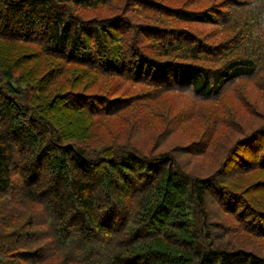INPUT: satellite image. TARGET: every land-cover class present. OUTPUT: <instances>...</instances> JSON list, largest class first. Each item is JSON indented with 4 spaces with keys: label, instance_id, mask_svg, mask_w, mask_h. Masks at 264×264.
<instances>
[{
    "label": "trees",
    "instance_id": "16d2710c",
    "mask_svg": "<svg viewBox=\"0 0 264 264\" xmlns=\"http://www.w3.org/2000/svg\"><path fill=\"white\" fill-rule=\"evenodd\" d=\"M0 264H264V0H0Z\"/></svg>",
    "mask_w": 264,
    "mask_h": 264
},
{
    "label": "rangeland",
    "instance_id": "374dc122",
    "mask_svg": "<svg viewBox=\"0 0 264 264\" xmlns=\"http://www.w3.org/2000/svg\"><path fill=\"white\" fill-rule=\"evenodd\" d=\"M202 107H204V106H203V105H201V108H202ZM156 136H157V135H156ZM157 137H158V136H157ZM173 141H175V139H174ZM175 142H176V141H175Z\"/></svg>",
    "mask_w": 264,
    "mask_h": 264
}]
</instances>
